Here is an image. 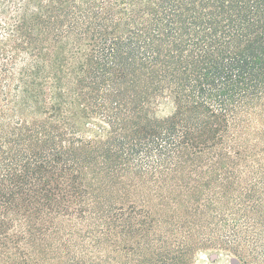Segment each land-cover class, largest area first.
<instances>
[{
  "label": "trees",
  "instance_id": "16d2710c",
  "mask_svg": "<svg viewBox=\"0 0 264 264\" xmlns=\"http://www.w3.org/2000/svg\"><path fill=\"white\" fill-rule=\"evenodd\" d=\"M201 250L264 264V0H0V264Z\"/></svg>",
  "mask_w": 264,
  "mask_h": 264
},
{
  "label": "rangeland",
  "instance_id": "374dc122",
  "mask_svg": "<svg viewBox=\"0 0 264 264\" xmlns=\"http://www.w3.org/2000/svg\"><path fill=\"white\" fill-rule=\"evenodd\" d=\"M69 44L67 43V40L61 41L59 43L54 44L50 49V62L46 64V69L52 71L54 69L53 66L57 65L59 66V69L57 70L59 81L61 84V89H58L59 91H65L67 89H71L73 87V84L77 77V71L76 69L74 71L68 72V61H66L67 53L66 49H69ZM67 65V66H66ZM52 75V73L50 72ZM43 80V79H40ZM50 82L49 78L47 79V82ZM43 82V81H42ZM57 89V88H54ZM66 94V92H65ZM161 113L165 114L169 111L168 107L165 105L161 106ZM253 125L255 127H259V123L254 122ZM137 207H141L142 205H146L145 207L150 208L153 212L152 214L156 212L157 209L162 208L160 204H158L159 199L155 197H151L149 202L145 203L140 201V198L136 199L134 196L131 198ZM152 203V204H151ZM162 214V213H161ZM157 217V215H155ZM188 264H237V260L233 257V255L220 250H201L198 253H194L192 255H189L187 257ZM136 264H141L139 261L135 262Z\"/></svg>",
  "mask_w": 264,
  "mask_h": 264
}]
</instances>
